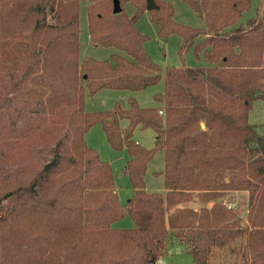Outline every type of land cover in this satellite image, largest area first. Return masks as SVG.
<instances>
[{"label": "trees", "instance_id": "1", "mask_svg": "<svg viewBox=\"0 0 264 264\" xmlns=\"http://www.w3.org/2000/svg\"><path fill=\"white\" fill-rule=\"evenodd\" d=\"M81 1L0 0V264H160L171 235L202 264L216 249L233 264H264V132L249 119L264 101V0L243 23L251 0H184L205 28L177 22L169 0H120L134 4L131 16L114 0H86L89 41L127 53L103 60L80 59ZM144 11L159 37L179 34L180 54L193 48L208 65L163 70L136 27ZM162 78L160 105L131 97L85 109L86 91H140ZM97 123L128 154L124 206L112 165L86 140ZM137 128L156 132L153 148L134 139ZM159 149L165 193L146 188ZM233 191L248 192L244 211L228 208ZM126 215L134 226L115 227Z\"/></svg>", "mask_w": 264, "mask_h": 264}, {"label": "rangeland", "instance_id": "2", "mask_svg": "<svg viewBox=\"0 0 264 264\" xmlns=\"http://www.w3.org/2000/svg\"><path fill=\"white\" fill-rule=\"evenodd\" d=\"M175 8L174 19L184 25L205 28L206 21L200 13L192 8L184 0H169ZM262 0H251L250 9L244 12L241 22L247 21L249 18L257 16L258 9L261 6ZM88 1L83 0L80 4V59L86 57H94L99 60L109 59L113 53H120L127 55L125 51L119 50L115 47L96 46L89 41L88 37ZM123 8L125 12L131 16L135 11V6L131 1L124 2ZM122 8V9H123ZM50 22L53 21L51 16L48 17ZM137 29L149 38L144 46L146 51L150 54L153 60L165 70L172 66H188L200 67L207 66L208 63L204 57L198 58L194 49H190L184 54H180V46L182 37L177 33H172L167 39L158 36V26L152 21L149 11H144L136 22ZM164 79L162 78L156 85L150 86L140 91L118 90V89H102L95 95H91L88 91L85 94V109L86 111H102L113 108L118 101L123 107L129 106V99L134 97L141 106L149 107L160 105L154 96L156 93L164 91ZM250 122L253 123L259 133L264 132V101L258 99L254 102L249 113ZM126 122L124 121V124ZM134 139L146 148H153L156 144V132L152 128H137L134 133ZM87 143L93 148L97 149L101 157L107 160L113 167L116 191L121 204L124 206L128 199L132 196L133 187L131 180L127 174L124 173L123 168L127 162L128 154L125 150H116L109 144L103 126L101 123L93 125L86 133ZM165 168V153L163 149H159L152 160L149 162L146 173V188L149 192L165 193L164 176L156 174V172L163 171ZM228 201V208L230 204L234 209L247 208L248 192L247 191H233L225 197ZM195 207H199L197 201L191 203ZM241 210V211H242ZM244 211V210H243ZM245 214V212H243ZM117 228H129L134 226V221L131 216L126 215L121 220L114 223ZM178 242V243H177ZM180 240L171 235L168 243V251L164 257L167 264H202L198 262L193 254L183 248L179 244ZM227 249H216L211 256L209 264H233L234 259H231ZM234 256V255H233ZM236 258V261L239 259Z\"/></svg>", "mask_w": 264, "mask_h": 264}, {"label": "water", "instance_id": "3", "mask_svg": "<svg viewBox=\"0 0 264 264\" xmlns=\"http://www.w3.org/2000/svg\"><path fill=\"white\" fill-rule=\"evenodd\" d=\"M122 10V6L120 4V0H114V12L118 13ZM202 128H206V125L202 123Z\"/></svg>", "mask_w": 264, "mask_h": 264}, {"label": "built area", "instance_id": "4", "mask_svg": "<svg viewBox=\"0 0 264 264\" xmlns=\"http://www.w3.org/2000/svg\"><path fill=\"white\" fill-rule=\"evenodd\" d=\"M162 112V111H161ZM234 205L233 204H230L229 207L232 208ZM159 263L160 264H166V262L162 259L159 260Z\"/></svg>", "mask_w": 264, "mask_h": 264}, {"label": "crops", "instance_id": "5", "mask_svg": "<svg viewBox=\"0 0 264 264\" xmlns=\"http://www.w3.org/2000/svg\"><path fill=\"white\" fill-rule=\"evenodd\" d=\"M89 37V36H88ZM167 264V263H166Z\"/></svg>", "mask_w": 264, "mask_h": 264}]
</instances>
